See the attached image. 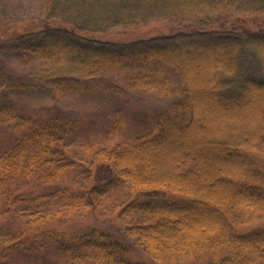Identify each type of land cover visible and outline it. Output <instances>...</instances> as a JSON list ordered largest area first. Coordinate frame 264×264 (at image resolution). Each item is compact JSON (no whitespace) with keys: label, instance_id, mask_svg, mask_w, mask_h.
Returning <instances> with one entry per match:
<instances>
[{"label":"trees","instance_id":"obj_1","mask_svg":"<svg viewBox=\"0 0 264 264\" xmlns=\"http://www.w3.org/2000/svg\"><path fill=\"white\" fill-rule=\"evenodd\" d=\"M39 2L0 36V264H264V0Z\"/></svg>","mask_w":264,"mask_h":264},{"label":"rangeland","instance_id":"obj_2","mask_svg":"<svg viewBox=\"0 0 264 264\" xmlns=\"http://www.w3.org/2000/svg\"><path fill=\"white\" fill-rule=\"evenodd\" d=\"M40 10L41 8L39 0H0V36L7 38L8 36L14 35L16 33L15 31H17L16 27H20L21 30L34 29L36 27V24L33 20L41 19ZM257 21H253L252 19H245L236 21V24L241 28L246 26L249 29H255L256 23L254 22ZM156 28L157 29L155 30L151 27H143L140 29L138 28L131 32L111 36V38L113 40L120 41H129L144 38L155 35L158 32H168L170 26L166 23H161L157 24ZM3 61L4 65L12 71L22 73L28 72L26 67H22L21 65L16 64V62L11 61L8 58L3 59ZM131 96L134 99L145 97L150 102L152 107L155 108L166 106L171 101V98H159L140 93L132 94ZM214 99L217 100V97H214ZM223 101L224 100L219 101L220 105H229L227 101ZM214 139L216 141L217 137L215 136Z\"/></svg>","mask_w":264,"mask_h":264}]
</instances>
